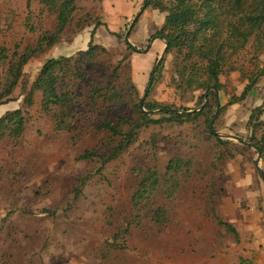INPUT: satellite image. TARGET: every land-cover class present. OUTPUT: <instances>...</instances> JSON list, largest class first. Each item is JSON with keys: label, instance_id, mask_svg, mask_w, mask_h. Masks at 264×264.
<instances>
[{"label": "rangeland", "instance_id": "rangeland-1", "mask_svg": "<svg viewBox=\"0 0 264 264\" xmlns=\"http://www.w3.org/2000/svg\"><path fill=\"white\" fill-rule=\"evenodd\" d=\"M29 1L0 0L1 85L12 63L37 49L42 36L57 31V15L39 1L31 0L30 6ZM152 1L148 8L159 12L157 2L167 9L176 4V0ZM77 5L74 20L58 43L28 62L12 95L3 99L11 102L0 107V118L22 108L26 120L20 139L7 136L0 141V264H255V240L245 232L253 217L238 219L231 205L242 198L241 209L248 212L255 205V212L262 210V195L246 198L247 192L256 194L255 178L264 193L256 166L259 155L250 145L237 140L224 143L212 136L207 117L183 123L165 120L161 107L200 111L205 93L179 89L173 83L175 52L166 56L158 83L145 98V109L159 122L143 127L138 141L106 165L99 159H81L87 151L108 156L116 147L119 139L99 128L105 121L128 131L127 120L139 118L138 106H143L161 56L152 60L140 52L151 44L147 28H140L141 15L130 36L136 51L125 40L136 17L123 26H109L101 15L103 0H77ZM97 23L102 25L92 37ZM91 40L97 49L88 54ZM60 58L67 59L57 66L60 76L74 91L70 129L61 131L52 114L42 110L40 92L32 107L24 104L47 62ZM254 78L257 85L247 99L229 106ZM221 82L224 111L214 118V131L248 143L251 131L258 139L263 137L264 34L252 37L232 56ZM132 84L138 87V96ZM3 92L0 87V95ZM256 109L261 114L252 124ZM260 167L264 171L262 159ZM148 168L156 169L161 180L155 203L169 213L165 226L152 222L153 203L141 218L133 209L142 170ZM83 178L88 181L77 197L74 190ZM241 183L246 189H240ZM215 214L238 227L242 238L238 241L221 227ZM257 250L264 259V247Z\"/></svg>", "mask_w": 264, "mask_h": 264}, {"label": "trees", "instance_id": "trees-1", "mask_svg": "<svg viewBox=\"0 0 264 264\" xmlns=\"http://www.w3.org/2000/svg\"><path fill=\"white\" fill-rule=\"evenodd\" d=\"M36 1H39L49 12L57 15V31L53 35L42 36L37 49L24 54L18 62L11 64L6 83L0 84L4 91L0 95V107L11 102V99H8L5 103L3 99L12 95L28 62L35 55L43 52L45 48H51L58 43L61 34L73 22L78 10L77 0ZM150 4H153L152 0L149 1L148 5L145 4L142 10H146ZM155 4L158 5L161 12L167 13V15L164 27L153 35L151 40L155 38L164 40L168 43L167 55L173 52L177 54L173 83L179 89L205 92L200 98V107L198 108L200 111H190L191 114H187L188 111L173 113L170 111L171 108L161 107V114L167 116L166 121L178 123L207 117L208 128L212 136L221 142H230L229 140L233 139L224 140L214 131L213 121L218 109L216 93L225 89V85L221 82V76L225 73L226 66L231 61L232 56L245 49L252 37L256 35L259 37L264 34V0H176L172 9H167L161 2ZM137 22L134 23L132 30ZM100 25L102 23L95 25L92 37ZM112 34L116 37L120 36L117 33ZM126 43L129 49L137 51L131 43ZM89 49L88 54L97 49L93 40L89 44ZM180 56H183L181 62L179 61ZM64 60L67 59H52L47 62L30 93L24 99V104L27 107H32L35 102V94L40 92L42 94V110L46 114H52L59 124L60 131L70 129L67 121L74 106L73 88L69 82H66L65 77L60 76L57 67ZM162 68L163 64L150 75L145 97L148 98L158 83ZM64 70V67H61L60 71ZM256 85L257 79H251L242 95L233 97L229 106L245 101ZM131 86L138 96L140 93L138 87L134 84ZM96 90L99 92V89ZM141 103L143 106L141 104L138 106L139 118L132 122L127 120L128 131H124L109 121H105L99 126L101 130H105L115 139H119L116 147L108 156L104 157L96 151H87L81 156V159L89 161L99 159L103 165H106L127 152L138 141L139 131L143 127L159 122V120L153 119L152 114L147 113L150 111L145 109L147 105L145 98ZM223 108H220V115L224 111ZM260 114V109H256L251 115L250 123L257 124L256 121H258ZM209 115H211L210 119L208 118ZM25 128L26 120L22 108L8 111L0 118V141L7 136L20 139ZM251 132L253 135L250 144L254 146L257 154L260 153L262 160H264V136L258 139L255 136V131ZM172 164L173 162H171V167ZM141 176L139 190L133 197V209L136 216L141 218V212L149 203H153L156 208L150 216L152 222L158 226H165L169 222V213L163 205L155 203L158 197L155 196V193L159 190L158 186L162 185L159 174L156 169L148 168L142 170ZM87 181L88 178L78 179L79 186L74 190L77 197ZM215 218L221 227H225L234 233L239 241V234L230 223L224 222L216 214Z\"/></svg>", "mask_w": 264, "mask_h": 264}, {"label": "crops", "instance_id": "crops-1", "mask_svg": "<svg viewBox=\"0 0 264 264\" xmlns=\"http://www.w3.org/2000/svg\"><path fill=\"white\" fill-rule=\"evenodd\" d=\"M147 1L148 0H103L104 11L101 15L102 17H104V22L107 23L109 26L110 25L123 26L127 22L131 21L133 18L139 17V15H141L142 19L138 18V21L139 19H141L139 22L140 28L143 29L147 28L146 31L148 32L149 35L148 39H150L151 42V44L149 43L150 45H148V47L146 48L148 49V51L143 53H147L149 56H151L152 60H155L156 58H158L163 54L164 50L166 49V44L164 40L159 38H155L151 40V36L155 34L157 28H159L158 27L159 25L165 23L166 15L151 8L142 10L143 6L147 4ZM114 29H115L114 27L109 28V30L112 32L115 31ZM240 185H241L240 189L243 190L246 189L244 183H241ZM255 187L257 188L255 189L256 194L255 193L251 194L247 192L246 198H250L248 197L249 195H251L252 197L262 195L264 197V193L263 191H260L256 178H255ZM241 202H242V198L236 201H232L231 206L236 207L238 219H244L247 216L253 217L251 224L248 225L247 231L245 232L250 233L251 234L250 236L253 235V239L255 240V264H264V259L262 258V254L260 255L257 253L258 250L256 251V249H259L261 246L264 247V202L262 203V210H259L257 212H255V205L252 206L251 208L252 210L248 212L241 209L240 208ZM236 228L235 229L237 230V232L240 233L239 228L238 227ZM240 234L241 235L239 236H241L242 238V233Z\"/></svg>", "mask_w": 264, "mask_h": 264}, {"label": "water", "instance_id": "water-1", "mask_svg": "<svg viewBox=\"0 0 264 264\" xmlns=\"http://www.w3.org/2000/svg\"><path fill=\"white\" fill-rule=\"evenodd\" d=\"M138 18L139 17H136L135 18L134 23L138 21ZM134 23L132 24V26H131V28H130V30L127 33L126 38H125L126 42H128V43H130V34L132 32V28H133ZM165 44H166V47H168V43L165 42ZM147 51H148V49H146L144 51H140V52H147ZM166 56H167V48L164 50V52L161 55L159 61L157 62V65L155 67V70L159 69V67L163 64V62L165 61ZM216 94H217V101H218V109H217V115H218V112H219V110L221 108V104H220V99H219V92H217ZM144 98H146V97H144ZM170 111L173 112V113H181L179 110H176V109H171ZM147 113L153 114L152 111L147 112ZM186 113L187 114H191L192 112H186ZM217 115H216V117H217ZM216 134L219 135L220 137L237 140V141H239L243 145H250L251 147L254 148V146L252 144H250V143H248V142H246L244 140H241L238 136H235V135H221L219 133H216ZM261 159H262V157H261V154L259 153L258 159L256 160V166H257V169H258V172H259L260 176L262 177V179L264 181V171L260 167V161H261Z\"/></svg>", "mask_w": 264, "mask_h": 264}]
</instances>
